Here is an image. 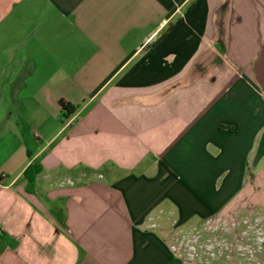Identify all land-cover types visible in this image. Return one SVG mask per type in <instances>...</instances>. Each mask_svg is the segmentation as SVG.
Masks as SVG:
<instances>
[{"label": "crops", "instance_id": "1", "mask_svg": "<svg viewBox=\"0 0 264 264\" xmlns=\"http://www.w3.org/2000/svg\"><path fill=\"white\" fill-rule=\"evenodd\" d=\"M254 187L264 0H0V264H178Z\"/></svg>", "mask_w": 264, "mask_h": 264}, {"label": "rangeland", "instance_id": "2", "mask_svg": "<svg viewBox=\"0 0 264 264\" xmlns=\"http://www.w3.org/2000/svg\"><path fill=\"white\" fill-rule=\"evenodd\" d=\"M163 224L178 264H264V187L243 192L216 214Z\"/></svg>", "mask_w": 264, "mask_h": 264}, {"label": "trees", "instance_id": "3", "mask_svg": "<svg viewBox=\"0 0 264 264\" xmlns=\"http://www.w3.org/2000/svg\"><path fill=\"white\" fill-rule=\"evenodd\" d=\"M61 106L66 110L67 113L72 112L71 108L66 106L63 102H60ZM39 165L37 166V168L34 170V173L38 172L39 170ZM28 170H30V166L25 170V172H28ZM31 180V178H29V181Z\"/></svg>", "mask_w": 264, "mask_h": 264}]
</instances>
